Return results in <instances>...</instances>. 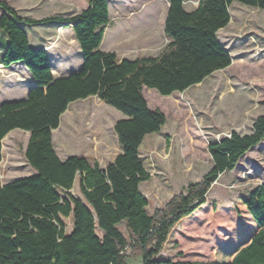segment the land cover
Instances as JSON below:
<instances>
[{
    "label": "trees",
    "instance_id": "trees-1",
    "mask_svg": "<svg viewBox=\"0 0 264 264\" xmlns=\"http://www.w3.org/2000/svg\"><path fill=\"white\" fill-rule=\"evenodd\" d=\"M185 1L167 0L163 33L170 42L157 56L120 59L99 49L110 19L109 0H88L75 14L40 19L21 16L0 0V64L21 62L34 81L26 98L0 104V162L1 141L17 128L29 134L23 154L36 171L0 181V264H126L127 247L139 253L141 264H264V185L240 198L228 231L216 229L213 260L156 258L171 228L195 214L217 178L264 139L263 113L250 134L232 132L209 143L211 168L199 181L188 183L185 193L147 213L139 183L150 175L139 148L166 117L148 107L143 88L174 97V91L226 68L231 56L216 34L230 20V5L237 1L264 10V0H198L190 11L184 9ZM22 22L69 24L82 54L81 67L55 78L47 51L30 45ZM90 96L124 116L113 125L121 152L105 167L83 155L60 159L53 146L52 131L68 105ZM76 175L82 199L70 192ZM69 216L72 229L67 233L61 217ZM122 221L129 239L117 227Z\"/></svg>",
    "mask_w": 264,
    "mask_h": 264
},
{
    "label": "rangeland",
    "instance_id": "rangeland-1",
    "mask_svg": "<svg viewBox=\"0 0 264 264\" xmlns=\"http://www.w3.org/2000/svg\"><path fill=\"white\" fill-rule=\"evenodd\" d=\"M5 1L22 8L26 16L40 19L71 15L88 0ZM197 4L198 0H186L183 7L188 11ZM109 5L108 25L119 24L107 28L100 50L134 58L150 55L159 40L156 52L169 42L162 30L166 0H110ZM229 14L228 24L216 34L231 56L229 66L182 92L174 91V97L143 88L148 107L160 110L166 117L161 129L146 134L139 148V157L150 175L139 183V190L148 201L145 209L149 214L174 195L185 193L188 183L199 181L211 168L209 143L232 132L250 134L253 122L264 113V10L234 1ZM20 26L30 35L33 48H48L54 75L60 71L65 76L81 67L82 54L69 24L22 22ZM14 90L15 87L0 84L1 94L13 95ZM123 117L97 96L73 101L60 116L58 128L52 131L58 157L85 155L105 167L121 152L113 125ZM28 137V133L16 128L8 132L7 139H2L1 183L36 173L23 154ZM258 185H264V139L247 151L233 170L217 178L206 194V203L195 214L171 228L156 258L213 260L218 241L216 229L221 226L228 231L230 217L241 207L240 198ZM70 192L82 199L78 175ZM61 219L65 231L70 232L72 217ZM117 227L129 239L125 222ZM95 232L102 235L97 227ZM125 256L126 264H141L139 253L131 247H127Z\"/></svg>",
    "mask_w": 264,
    "mask_h": 264
},
{
    "label": "crops",
    "instance_id": "crops-1",
    "mask_svg": "<svg viewBox=\"0 0 264 264\" xmlns=\"http://www.w3.org/2000/svg\"><path fill=\"white\" fill-rule=\"evenodd\" d=\"M167 1V0H166ZM19 15L21 16H25V17H28L26 16L23 12H22V8H20L19 6L17 5H14L12 3H8ZM110 0L108 2V9L110 8ZM184 4V3H183ZM87 7V2H84V4L82 5L81 7V10H83L84 8ZM167 9H168V2H167V7H166V12H167ZM194 9V8H193ZM191 9V10H193ZM79 10V11H81ZM78 11V12H79ZM190 11V10H188ZM2 13V10H0V14ZM77 13V12H76ZM75 14V13H73ZM166 16V14H165ZM165 16H164V19H163V22H162V30H163V27H164V20H165ZM109 18H110V10H109ZM109 23H110V19H109ZM108 23V24H109ZM58 26L60 25V23H57ZM106 25L105 29H104V34L103 36L105 35V33H107V28L109 27H116V25H118L119 23L115 24V25ZM26 32V31H25ZM27 36H28V39H29V42H30V45H32L31 43V37L30 35L26 32ZM164 34V33H163ZM169 42H170V39H169ZM168 42V43H169ZM160 43V40L155 42V44L153 45V49H152V52H150V55H144V56H149V57H155L157 56L164 48H162L160 51L156 52V49H157V45ZM167 43V44H168ZM35 48H44L46 51H47V47L46 46H35ZM99 49H100V46H99ZM3 51V49H2ZM106 52H114L116 55V51H106ZM48 54V52H47ZM120 59L122 58H126V59H134V58H137V57H134V58H128V57H121L119 55H117ZM48 57H49V54H48ZM141 57V56H139ZM143 57V56H142ZM50 60V59H49ZM52 66V65H51ZM69 71V70H68ZM73 70L69 71L68 73L72 72ZM55 73V72H54ZM63 75V72H60V71H57L56 75L53 74V76L55 78L57 77H61ZM10 82V83H9ZM0 84H3L4 86H12V87H15V90H14V94L13 95H5V94H1L0 92V104L2 102H5V101H14V100H22L24 98H26L27 96V93L29 91V89L31 88V86L34 84V81H33V78L32 76L30 75L28 69L26 68V66L21 63V62H17V63H13L11 64L10 66H7V67H4L0 64ZM172 95V94H171ZM2 143V141H1ZM85 156V155H84ZM68 157V156H67ZM66 158V157H65ZM63 158V159H65ZM6 183V182H4Z\"/></svg>",
    "mask_w": 264,
    "mask_h": 264
},
{
    "label": "bare ground",
    "instance_id": "bare-ground-1",
    "mask_svg": "<svg viewBox=\"0 0 264 264\" xmlns=\"http://www.w3.org/2000/svg\"><path fill=\"white\" fill-rule=\"evenodd\" d=\"M26 133H28V132H26ZM5 139H7V134L4 136L3 140H5Z\"/></svg>",
    "mask_w": 264,
    "mask_h": 264
}]
</instances>
